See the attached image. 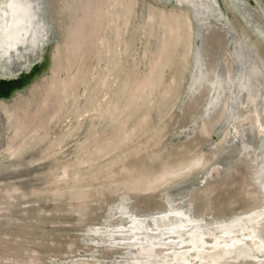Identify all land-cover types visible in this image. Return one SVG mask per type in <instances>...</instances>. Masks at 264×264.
<instances>
[{
	"label": "bare ground",
	"instance_id": "6f19581e",
	"mask_svg": "<svg viewBox=\"0 0 264 264\" xmlns=\"http://www.w3.org/2000/svg\"><path fill=\"white\" fill-rule=\"evenodd\" d=\"M156 1L0 0V264H264V0Z\"/></svg>",
	"mask_w": 264,
	"mask_h": 264
},
{
	"label": "rangeland",
	"instance_id": "374dc122",
	"mask_svg": "<svg viewBox=\"0 0 264 264\" xmlns=\"http://www.w3.org/2000/svg\"><path fill=\"white\" fill-rule=\"evenodd\" d=\"M147 1L148 2H153V3H157V1L156 0H140V2H139V6H138V11H139V13H142V12H145L146 11V7H147ZM160 6L162 7V5L160 4ZM165 8H168V9H170L171 10V7L170 6H168V5H165ZM142 11V12H141ZM137 48H138V52L140 53V54H142V52H143V50L141 49V47L139 48V46L137 45ZM134 58H137V55L135 54L134 55V57L132 58V60H131V58H130V61L131 62H133V59ZM143 67V66H142ZM38 78V77H37ZM36 78V80L38 81L39 80V78L37 79ZM39 82V81H38ZM24 92V91H23ZM1 115V114H0ZM3 116L1 115V117H0V150L4 147V145H5V142H6V139H7V135H8V126H7V122H6V120H5V122H4V119L2 118ZM87 122L85 123V125H84V127H83V129H82V131H80V133L82 134V132L83 131H85V129H86V131L88 132V128H86L87 127ZM77 136H79V135H77ZM83 137V135H81L80 137H75V138H73V139H71V140H69L68 141V145L65 147V150H64V153L62 154V158H64L65 157V160L66 159H69L70 158V153L72 152V151H74V149H75V145L77 144V142L78 141H76V139L77 140H79L80 138H82ZM67 155H69V156H67ZM66 226H69V225H66ZM12 254H13V252H12ZM16 256H18V255H16Z\"/></svg>",
	"mask_w": 264,
	"mask_h": 264
},
{
	"label": "water",
	"instance_id": "95a60500",
	"mask_svg": "<svg viewBox=\"0 0 264 264\" xmlns=\"http://www.w3.org/2000/svg\"><path fill=\"white\" fill-rule=\"evenodd\" d=\"M3 84V79H0V86H2Z\"/></svg>",
	"mask_w": 264,
	"mask_h": 264
},
{
	"label": "trees",
	"instance_id": "16d2710c",
	"mask_svg": "<svg viewBox=\"0 0 264 264\" xmlns=\"http://www.w3.org/2000/svg\"><path fill=\"white\" fill-rule=\"evenodd\" d=\"M4 119V118H3ZM5 121V120H4Z\"/></svg>",
	"mask_w": 264,
	"mask_h": 264
}]
</instances>
